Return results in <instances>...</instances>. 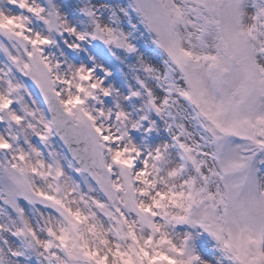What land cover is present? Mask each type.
<instances>
[{"label": "snow or ice", "instance_id": "snow-or-ice-1", "mask_svg": "<svg viewBox=\"0 0 264 264\" xmlns=\"http://www.w3.org/2000/svg\"><path fill=\"white\" fill-rule=\"evenodd\" d=\"M0 264H264V0H0Z\"/></svg>", "mask_w": 264, "mask_h": 264}]
</instances>
